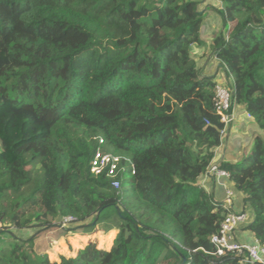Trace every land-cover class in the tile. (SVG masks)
Returning a JSON list of instances; mask_svg holds the SVG:
<instances>
[{
	"label": "trees",
	"instance_id": "obj_1",
	"mask_svg": "<svg viewBox=\"0 0 264 264\" xmlns=\"http://www.w3.org/2000/svg\"><path fill=\"white\" fill-rule=\"evenodd\" d=\"M197 1L0 0V264H242L211 242L237 208L200 183L224 138L219 85L228 113L245 109L262 133L220 166L264 246V0H221L229 33L210 47L223 81L193 56ZM98 151L121 159L120 190L91 173ZM109 209L110 249L36 251L42 233L97 226Z\"/></svg>",
	"mask_w": 264,
	"mask_h": 264
},
{
	"label": "built area",
	"instance_id": "obj_2",
	"mask_svg": "<svg viewBox=\"0 0 264 264\" xmlns=\"http://www.w3.org/2000/svg\"><path fill=\"white\" fill-rule=\"evenodd\" d=\"M231 94L223 86L216 87V110L225 125L223 133L234 123L235 114H229L231 107ZM248 118L251 116L247 114ZM121 159L111 154L98 151L91 161V173L95 176L106 175L112 180V187L120 190V181L117 180L120 172ZM202 186L206 181L215 180L225 192L224 203L228 208H233L235 191L230 183V174L221 169L220 164L213 163L203 176ZM205 188V187H204ZM249 216L242 211H232L226 217L221 225L220 233L212 237L211 242L216 247V255L227 256L233 255L240 260L242 264H264V246L257 240L251 243L239 238L240 231L247 225ZM75 219L72 217L63 220V227Z\"/></svg>",
	"mask_w": 264,
	"mask_h": 264
},
{
	"label": "rangeland",
	"instance_id": "obj_3",
	"mask_svg": "<svg viewBox=\"0 0 264 264\" xmlns=\"http://www.w3.org/2000/svg\"><path fill=\"white\" fill-rule=\"evenodd\" d=\"M197 1V0H196ZM198 8L200 12H204V23H203V38H204V45L203 47L193 48V56L197 60V63L200 68L206 67V65L211 66L210 74L211 76L217 77V80H224V77L217 73L214 75V70L216 66L213 64L215 61L212 57V50L211 45L214 39L218 36L219 33L227 34L228 27L224 29L223 19L220 14L222 9L221 0H198L197 1ZM209 71V69H208ZM221 77V78H220ZM237 119V118H236ZM235 126L239 124L238 120L234 121ZM232 124V125H233ZM259 134H262L260 130L255 134V137ZM224 137L227 135L223 133ZM254 135H251L250 139H247L242 144V149L240 150V154L247 158L250 155V150L253 146ZM250 140H252V144L250 145ZM239 145V144H238ZM246 145V146H245ZM250 146V147H249ZM249 147V148H248ZM234 149V148H233ZM230 155L235 156V153H231ZM230 159V158H229ZM231 161L227 162H236L234 159H230ZM128 167V166H127ZM127 169V168H126ZM202 184V183H201ZM206 188V182L204 184ZM125 196H131L132 190L128 185V182H125V189H124ZM237 197L234 200L237 201ZM236 207L238 210H241V205L239 204ZM243 206V205H242ZM249 219L250 215L248 214ZM248 219V222H249ZM120 223L118 217L116 216L115 212L112 209H109L108 212L104 215V217L98 222L97 226L94 224L93 226L86 227L85 229L75 230L72 232H67L66 227L65 229H57L54 231H48L42 233L39 238L35 242V248L38 253H47L50 258L54 261L60 255L70 256L81 247H84L90 241H97L99 240L100 246H105L106 244L109 246L112 244L113 240L116 238L117 233L119 231L118 224ZM63 227V226H62ZM95 227V228H93ZM64 230V231H63ZM76 231V232H75ZM33 232H27V235L32 234ZM57 255V256H56Z\"/></svg>",
	"mask_w": 264,
	"mask_h": 264
},
{
	"label": "crops",
	"instance_id": "obj_4",
	"mask_svg": "<svg viewBox=\"0 0 264 264\" xmlns=\"http://www.w3.org/2000/svg\"><path fill=\"white\" fill-rule=\"evenodd\" d=\"M214 61H216V60L214 59ZM214 65L216 66V64H214ZM211 66H212V64L210 66L206 65V67L203 68L204 74L208 75L211 73L210 72ZM208 69H209V71H208ZM216 71L217 70L215 69L214 72L216 73ZM235 116L237 118V119H235V121L238 120L239 124L237 126H235L234 125L235 122H234V124L230 128H228L227 135L223 138L221 148L216 151V156H215L214 162L217 164H221L224 161H226V162L231 161L230 159H234L236 161L233 163L241 162L245 158V156L240 154V150L242 149V144L247 139H250L251 135H254V137H255V134L259 130L258 127L252 123L251 119L248 118L247 112L245 109L240 108V107L236 108L235 109ZM251 144H252V140H250V145ZM250 152H251V150H250ZM231 153H235L236 155L232 156V155H230ZM202 181H203V179L201 180L200 183H202ZM205 189L209 193L213 194L217 200H220L222 202L224 201L225 192H224L223 188L220 185H218L215 180L206 181V188ZM237 198H236L237 201L234 200V206H233L234 209H235V207L239 208V206H238L239 205V197H237ZM236 210L238 211V209H236ZM239 238L244 240V241H247L249 243H251L253 240H255L253 235L250 232H248L245 229V227L240 231ZM111 245H109V246L107 245L109 247L108 249H110ZM73 251L75 252V250H73ZM54 260H58V257H57V259H54Z\"/></svg>",
	"mask_w": 264,
	"mask_h": 264
}]
</instances>
